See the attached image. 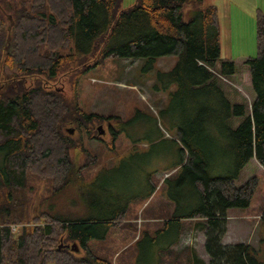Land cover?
Masks as SVG:
<instances>
[{
	"label": "trees",
	"instance_id": "obj_1",
	"mask_svg": "<svg viewBox=\"0 0 264 264\" xmlns=\"http://www.w3.org/2000/svg\"><path fill=\"white\" fill-rule=\"evenodd\" d=\"M121 3L8 2L14 24L11 49L0 51V264H113L95 255L88 243L106 240L131 213L128 207L111 215L68 219L29 210L26 191L31 177L51 183L53 195L68 186L72 173L78 176L77 187L85 182L71 156L74 150L86 153L88 162L81 169L97 161L84 139H99L96 126L109 118L82 110L78 87L83 74L108 58L144 59L146 71L152 72L167 56L178 60L168 72H158L157 80L165 82V88L177 85L175 96L189 112L178 126L174 143L179 160L169 172L189 177L196 203L187 213H175L166 225H177V243L185 231L182 222L199 220L193 228L205 234L209 262L193 250L177 253L167 246L158 251L156 264H262L250 245H224L223 238L228 212L250 209L264 197V12L256 11L258 54L238 66L233 60H220L219 12L207 0H137L119 10ZM67 75L72 79L71 97L55 85ZM224 79L240 85L243 81L253 95L250 110ZM205 103L212 108L219 103L224 112L208 119L214 124L209 130H218L230 156L231 167L219 176L211 175L201 139ZM67 126H75L82 137L73 139ZM111 131L109 147L114 148L122 130ZM12 224H22L19 233H13ZM60 238L77 243L84 255L74 251L77 247L60 248ZM186 252L187 262L181 258Z\"/></svg>",
	"mask_w": 264,
	"mask_h": 264
},
{
	"label": "rangeland",
	"instance_id": "obj_2",
	"mask_svg": "<svg viewBox=\"0 0 264 264\" xmlns=\"http://www.w3.org/2000/svg\"><path fill=\"white\" fill-rule=\"evenodd\" d=\"M9 1L0 0L2 52L11 49L14 21ZM207 2L214 4L219 12L220 60H233L240 66L249 57H256V11L264 12V0ZM136 3L137 0H122L119 10L130 8ZM177 60L176 56L162 57L155 70L148 72L144 59L108 58L83 74L78 87L82 110L87 114L109 118L108 122L96 126V129L102 128L100 133L98 131L99 139H84V146L93 158L96 157V163L81 169L88 162L86 153L72 151L76 170H81L79 177L85 182L77 187L74 181L78 176L72 173L68 186L56 195H53L52 184L48 181L30 178V187L25 196L26 206L29 210L37 209L36 213L42 211L68 219H86L111 215L119 208L130 209L131 213L121 226L113 228L106 240L92 239L88 243L95 255L108 258L113 264H156L158 251L167 246L177 253L184 249L197 251L202 260L209 261L205 250V234L193 228L199 220L182 222L185 231L177 243H173L177 225H166L175 213H187L194 209L196 203L189 177L181 171L176 174L175 171L169 172L171 165L179 160V146L174 143L178 126L189 112L188 107L175 96L177 85L170 84L165 88V82L157 80V73L168 72ZM70 77L60 78L55 84L64 89L69 97L73 95ZM240 77L243 78L242 75ZM223 81L244 97L250 110L253 95L242 85L243 81L240 80L241 85L235 81ZM155 85L159 89L154 88ZM202 106L205 120L200 125L204 129L201 139L207 149L211 175L226 174L231 167L228 148L222 147L218 130H209L214 128V124L208 122L211 115L220 118L224 112L219 103L213 108L208 103ZM111 128L122 130L114 141V148L109 147L112 142ZM67 129L72 130L70 135L73 139L82 137L75 126H67ZM95 174L97 176L93 178ZM153 187L156 189L152 192ZM263 212L264 197L250 209H231L228 212V231L223 238L224 245L247 243L256 251L262 264ZM11 226L15 234L22 228V224ZM59 244L60 248L71 250L75 245L77 253L84 255L77 243H64V239L60 238ZM188 254L181 255L183 261L187 262Z\"/></svg>",
	"mask_w": 264,
	"mask_h": 264
},
{
	"label": "water",
	"instance_id": "obj_3",
	"mask_svg": "<svg viewBox=\"0 0 264 264\" xmlns=\"http://www.w3.org/2000/svg\"><path fill=\"white\" fill-rule=\"evenodd\" d=\"M101 129H102L101 127L98 128L99 133L101 132ZM72 247H73L72 249L74 250V249H75V248H74L75 245H73ZM74 251H75V252H78V249H75Z\"/></svg>",
	"mask_w": 264,
	"mask_h": 264
},
{
	"label": "crops",
	"instance_id": "obj_4",
	"mask_svg": "<svg viewBox=\"0 0 264 264\" xmlns=\"http://www.w3.org/2000/svg\"><path fill=\"white\" fill-rule=\"evenodd\" d=\"M219 19H220V17H219ZM196 254H197V255H198V257L200 258V255L197 253V251H196ZM205 262H207V263H208L209 261H205Z\"/></svg>",
	"mask_w": 264,
	"mask_h": 264
},
{
	"label": "flooded vegetation",
	"instance_id": "obj_5",
	"mask_svg": "<svg viewBox=\"0 0 264 264\" xmlns=\"http://www.w3.org/2000/svg\"><path fill=\"white\" fill-rule=\"evenodd\" d=\"M98 173H99V172H98ZM98 173H97V174H98ZM97 174H95V176H94L93 178H95V177L97 176ZM82 179H83V178H82ZM90 181H91V180H90Z\"/></svg>",
	"mask_w": 264,
	"mask_h": 264
}]
</instances>
